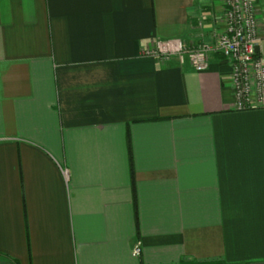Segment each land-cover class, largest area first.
Here are the masks:
<instances>
[{
  "label": "crops",
  "instance_id": "1",
  "mask_svg": "<svg viewBox=\"0 0 264 264\" xmlns=\"http://www.w3.org/2000/svg\"><path fill=\"white\" fill-rule=\"evenodd\" d=\"M223 12L0 0V264H264V108L235 110L218 53L143 55L212 44Z\"/></svg>",
  "mask_w": 264,
  "mask_h": 264
},
{
  "label": "built area",
  "instance_id": "2",
  "mask_svg": "<svg viewBox=\"0 0 264 264\" xmlns=\"http://www.w3.org/2000/svg\"><path fill=\"white\" fill-rule=\"evenodd\" d=\"M224 25L214 35L212 44L201 42L185 47L180 38L155 39L143 55L161 60L175 58L195 71L207 69L209 55L218 53L230 61V84L235 110L264 108V60L257 54L259 41L255 0H222ZM66 175V170H63ZM141 252L137 241L131 250L134 257Z\"/></svg>",
  "mask_w": 264,
  "mask_h": 264
}]
</instances>
